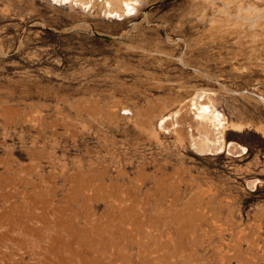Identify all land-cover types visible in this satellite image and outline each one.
Here are the masks:
<instances>
[{
    "label": "rangeland",
    "instance_id": "rangeland-1",
    "mask_svg": "<svg viewBox=\"0 0 264 264\" xmlns=\"http://www.w3.org/2000/svg\"><path fill=\"white\" fill-rule=\"evenodd\" d=\"M138 1L0 0V264H264V0ZM202 88L247 154L198 151Z\"/></svg>",
    "mask_w": 264,
    "mask_h": 264
},
{
    "label": "bare ground",
    "instance_id": "bare-ground-1",
    "mask_svg": "<svg viewBox=\"0 0 264 264\" xmlns=\"http://www.w3.org/2000/svg\"><path fill=\"white\" fill-rule=\"evenodd\" d=\"M53 1L58 2L60 5L72 3L74 5H77L79 7L86 8V9H92L94 7V0H53ZM102 1H103L102 9H103L104 17L107 19L114 18V19H118V20H123L125 18H129V17L136 15V13L138 11V8H137V6L139 5L138 0H102ZM209 1L215 2V0H209ZM217 1L221 2L222 8H219V13H221L222 17L225 19L226 18H228V19L232 18L234 20L235 17H236V19L237 18L238 19L239 18L240 19L246 18V16H248L249 14L244 15V13H242V10L248 11V10H251V8L253 7L252 4H248V5L242 4L238 7V13L233 14L229 10L228 3L226 1H224V0H217ZM208 3H210V2H208ZM254 9L255 10L252 11V14H256L253 18L254 25L261 26L262 23L264 22V12H262L261 10H258L257 6H255ZM252 14H251V16H252ZM215 17L219 18L218 16H215ZM214 18H211V20ZM215 20H218V19H215ZM221 20H222V18L221 19L219 18V21H221ZM225 21H224V23H225ZM234 21H232V22H234ZM243 21H245V20H243ZM219 23L217 24V26L219 25ZM224 23H223V25H224ZM250 23H251V21H250ZM231 24L228 26L230 27ZM247 24H249V23H247ZM223 25H221V26H223ZM240 25H242V24H240ZM248 27H250V26H248ZM251 27H253V26H251ZM248 30H250V29H248ZM236 31H237V29H236ZM207 94H208V92L202 88V89H199V90L193 92V94L191 95V97L188 100L189 105L191 107L190 109L194 110L192 112L194 119L202 126V129H203L202 130L203 134L200 136H197L199 138L197 140L201 141L200 142L201 145L199 144L200 148L198 149V151L206 152V153H216V154L225 153V154L232 155V156H242L244 154H247L248 149L246 146L238 144L234 141H225V133L229 127V119L221 110H219L213 104V102H211V101L207 102V100L205 101L206 98L208 100H210L209 98L212 97V96L209 97L210 94H209V96H207ZM261 99L264 100V98H261ZM172 117L173 116H171V114L163 115L160 118L159 126L162 127V129L164 127V130H165L164 124L169 119H171ZM175 121H177V120H175ZM172 123L175 124L176 122H172ZM167 127H169V126H167ZM211 134H213V137H211ZM194 145H195V139H194ZM258 181H259V179H255L252 182L251 187H253L255 189V186H256Z\"/></svg>",
    "mask_w": 264,
    "mask_h": 264
},
{
    "label": "water",
    "instance_id": "water-1",
    "mask_svg": "<svg viewBox=\"0 0 264 264\" xmlns=\"http://www.w3.org/2000/svg\"><path fill=\"white\" fill-rule=\"evenodd\" d=\"M99 36H101V37H103V38H105V39H112V37L111 36H107V35H99Z\"/></svg>",
    "mask_w": 264,
    "mask_h": 264
}]
</instances>
